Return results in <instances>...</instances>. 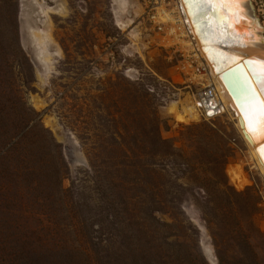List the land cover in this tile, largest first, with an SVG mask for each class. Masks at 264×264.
<instances>
[{
  "label": "rangeland",
  "instance_id": "rangeland-1",
  "mask_svg": "<svg viewBox=\"0 0 264 264\" xmlns=\"http://www.w3.org/2000/svg\"><path fill=\"white\" fill-rule=\"evenodd\" d=\"M153 2L0 0V264H264V178L227 112L178 121Z\"/></svg>",
  "mask_w": 264,
  "mask_h": 264
},
{
  "label": "bare ground",
  "instance_id": "bare-ground-1",
  "mask_svg": "<svg viewBox=\"0 0 264 264\" xmlns=\"http://www.w3.org/2000/svg\"><path fill=\"white\" fill-rule=\"evenodd\" d=\"M154 23L161 25L165 31L164 41L179 43L186 50L182 64L198 89L180 102L177 119L180 122L198 120L200 117L209 120L227 112L235 120V125L249 149L250 158L256 169L264 178V156L260 149L264 147V139L251 133L241 113L249 103L252 92L246 95L244 76L252 77L253 69L259 73V64L249 61H264V5L262 20L257 15L252 0H240L242 19L233 23L222 37V42H215L211 51L206 50V40L209 39L208 20L205 26L198 20L205 14L201 11L196 15L190 14V8L185 0H154ZM200 14V15H199ZM224 57L234 58L221 60ZM209 57H212L211 59ZM230 70L224 78L221 74ZM252 91L256 99L251 101L253 107L264 101V82L251 79ZM194 98V99H193ZM39 101H36V104ZM173 108V107H172ZM231 180L239 186L242 183L239 170H232Z\"/></svg>",
  "mask_w": 264,
  "mask_h": 264
},
{
  "label": "snow or ice",
  "instance_id": "snow-or-ice-1",
  "mask_svg": "<svg viewBox=\"0 0 264 264\" xmlns=\"http://www.w3.org/2000/svg\"><path fill=\"white\" fill-rule=\"evenodd\" d=\"M189 5L190 14L196 15L199 12L205 14V19L208 20L210 29L209 39L206 40V50L211 51L215 42H222V37L226 32L233 27L234 22L242 19V8L240 0H185ZM210 59L212 57H209ZM221 60H231L234 58L224 57L220 53ZM258 63L259 73L253 69L252 77L244 76L246 88L245 95L252 92L249 103L242 111L241 117L247 124L249 132L264 139V101H260L255 107L252 106L251 101L256 99L254 91H252L251 79H259L264 82V61H249V64ZM264 92V87L261 88ZM262 156H264V147L260 149Z\"/></svg>",
  "mask_w": 264,
  "mask_h": 264
},
{
  "label": "water",
  "instance_id": "water-1",
  "mask_svg": "<svg viewBox=\"0 0 264 264\" xmlns=\"http://www.w3.org/2000/svg\"><path fill=\"white\" fill-rule=\"evenodd\" d=\"M199 15H200V14H199ZM198 22H200V24L202 23L204 26H205L206 23H207V21L205 20V18H203V16H201V18L198 20ZM205 27L207 28L208 26H205ZM230 70H232V69H229V70H227V71L222 72L221 75H222L224 78H226L227 76H225V75H228L227 73H229ZM228 77H229V75H228Z\"/></svg>",
  "mask_w": 264,
  "mask_h": 264
},
{
  "label": "trees",
  "instance_id": "trees-1",
  "mask_svg": "<svg viewBox=\"0 0 264 264\" xmlns=\"http://www.w3.org/2000/svg\"><path fill=\"white\" fill-rule=\"evenodd\" d=\"M158 128V127H157Z\"/></svg>",
  "mask_w": 264,
  "mask_h": 264
}]
</instances>
